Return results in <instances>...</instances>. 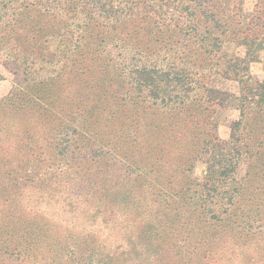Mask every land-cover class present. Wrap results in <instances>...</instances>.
Instances as JSON below:
<instances>
[{
  "label": "rangeland",
  "instance_id": "obj_1",
  "mask_svg": "<svg viewBox=\"0 0 264 264\" xmlns=\"http://www.w3.org/2000/svg\"><path fill=\"white\" fill-rule=\"evenodd\" d=\"M238 1L246 16L264 8V0L261 7L254 5L258 0ZM126 6L125 0H0V264H50L44 256H51L54 264L161 263L166 258L163 249L182 237L166 244L155 200L180 208L184 227L194 209L191 199L207 184V165L213 156H224L225 149L220 151L213 142L197 152L191 133L187 142L177 141V124L166 113L174 92L165 108L137 83L134 70L151 71L156 83L161 70L181 68V52L169 51L141 25L127 21ZM134 25L139 30L138 48L132 45ZM224 45L228 52L244 55L242 48ZM248 74L247 86L264 81V44L252 55ZM211 78L209 87L225 91L227 98L212 106L213 124L207 117V135L201 139L216 136L245 153V145L231 140V123L240 119L234 96L242 85L217 74ZM188 94L185 102L204 99L199 89ZM132 100L146 108L137 117L140 136L148 145V155L141 158L162 159L164 171L159 175L154 166L151 170L150 165H135L136 153L122 157L125 147L120 140L128 131L107 147L82 134L80 106H92L101 120L114 109L116 119L121 114L118 102L129 106ZM91 130L105 131L104 126ZM106 131L110 133V127ZM249 146L253 157L245 153L236 161L232 177L242 189L234 202L239 217L248 212L258 219L264 218V168L259 162L264 135ZM186 159L192 161L182 165ZM175 160L180 162L165 164ZM226 204V198L216 194L207 208L217 214ZM148 220L158 226L146 224ZM252 224L256 228L257 221ZM227 253L222 261L210 257L209 264L253 261L252 252Z\"/></svg>",
  "mask_w": 264,
  "mask_h": 264
},
{
  "label": "trees",
  "instance_id": "obj_2",
  "mask_svg": "<svg viewBox=\"0 0 264 264\" xmlns=\"http://www.w3.org/2000/svg\"><path fill=\"white\" fill-rule=\"evenodd\" d=\"M125 1L127 21L141 25V30H144L146 34H152V37H155V40L162 43L163 47H167L169 51L177 49L181 52L178 58L182 64L181 68L175 70L176 66L172 65L173 67L168 70H161L156 83L151 76V71L134 70L137 83L143 84L144 88L151 93L149 97L157 98L165 108L168 106L166 104L171 101L170 93L174 92L172 101L174 103L169 106L166 113L171 114L177 124V128L174 130L177 133V141L187 142L186 136L191 133L197 152L203 151V145L211 148L215 144L220 151L225 149L222 159L216 160V157L213 156L211 163L207 165V184H202L204 189L191 199L190 205L194 209L189 214L190 219L186 221L184 227L181 225L180 208L173 210L172 205H161L162 199L155 200L156 206L153 208L155 214L159 215V225L162 222L165 226L166 244L178 236L182 237V241L170 243L169 248L163 249L161 252L166 256L164 261L161 263L153 261V264H164L168 260L173 264H209L210 257L215 255L218 261H222L224 260L222 256L227 251H229L227 253L229 255L234 249L252 252L254 256L250 264H264V254L262 253V250L264 251L262 248L264 245V218L251 219L252 216L248 212L246 215L238 216L236 211L240 210L235 206L234 198L240 197L242 185H236L232 177L236 169V161L243 154L247 153L249 157H253L249 142L264 135V81L255 80L256 86H247L246 84L249 79L248 63L254 52L260 50L264 44V8L261 7L263 0L255 2V7L259 6L261 9L255 10L249 16L242 13L238 0H233L231 3L224 0ZM136 25L132 26L134 29L132 33L135 35L132 45L138 48L136 46L138 42L135 41L139 37V30H136ZM112 29H117L116 24L112 26ZM226 43L227 45L233 44L235 49L242 48L244 55L228 52L224 45ZM209 70L210 73L207 74ZM212 70L213 72H211ZM214 74L242 85L239 86L238 95L234 96L239 100L240 119L231 123V140L245 145V153L236 145L221 143L216 136H211L209 140L202 141L201 139V135L204 133L207 135V131L205 132L206 120L207 117L211 119L212 106L222 103L225 99L223 96L227 98L225 91L209 87V83L212 82L211 75ZM140 87L142 86H137V88ZM169 87L171 88L169 89ZM194 89H199L202 92L203 101L200 102V100L192 98L189 102H185V99L189 97L188 93L193 92ZM109 95L118 101L122 100L114 93H109ZM137 103L138 101L132 100L130 105L126 106L118 102L120 116L112 119L117 112L109 108L110 117L104 120H101L99 113L91 110L92 106H80L81 131L82 134H87L88 138L95 141L94 143H100L101 147H107L106 145L110 142L117 143L115 139L121 137V132L128 131L126 136L120 140V143L125 147L122 157L126 160L128 153L130 156L136 153V159L132 160L135 165L141 163L150 165L151 170L154 166L157 168L156 174L159 175L164 171L162 159L147 162L141 158L148 155V145L140 136L137 117L141 116V109L145 111L146 108L141 102V105ZM21 105L25 107L26 103ZM149 109L152 108L149 107ZM161 113L164 112L161 111ZM209 123L211 126L213 119ZM100 126H104V132L91 130L92 127ZM107 127H110V133L106 131ZM112 132H114L113 135ZM210 142H213V145H209ZM177 161L180 162V160L167 161L165 164L170 166L172 163H178ZM191 161L186 159L182 165ZM259 162L263 170L264 155L261 154ZM247 180H249L248 174ZM261 181H264V174ZM163 189L167 190V188ZM216 194L225 197L227 204L219 213L213 214L207 205L212 202ZM251 194L253 193L251 192ZM177 203L176 200L174 204ZM140 205L143 206V204ZM222 214H225L224 218H221ZM229 214L228 221L221 224L222 221L227 220ZM253 221H257L256 228L253 227ZM146 224H151L154 228L158 226L157 223L149 220ZM256 247L259 249L258 252H256ZM159 248H164L162 240ZM25 254L31 255L32 250H26ZM153 258L157 259V253ZM212 258L214 259V257ZM50 259L51 256L43 258L50 264H54Z\"/></svg>",
  "mask_w": 264,
  "mask_h": 264
}]
</instances>
